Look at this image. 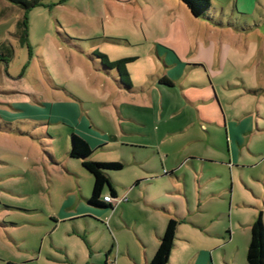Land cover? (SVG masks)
I'll use <instances>...</instances> for the list:
<instances>
[{"label":"rangeland","instance_id":"obj_1","mask_svg":"<svg viewBox=\"0 0 264 264\" xmlns=\"http://www.w3.org/2000/svg\"><path fill=\"white\" fill-rule=\"evenodd\" d=\"M30 1L0 0V49L12 50L0 61V115L14 121L0 132V264H143L158 244L154 229L175 219L148 203L177 200V235L187 241L174 240L171 264H199L202 249L210 264H246L249 225L235 221L222 237L229 224L202 212L212 204L196 188L198 177L220 173L233 199L251 201L235 210L254 214L253 196L264 194V0H209L212 22L172 0ZM94 51L110 62L136 56L125 66L137 90L118 88ZM71 132L95 159L121 163L112 208L99 218L84 212L98 208L86 202L90 175L66 154ZM225 144L227 154L217 147ZM159 172L162 180L142 182ZM209 182L203 191L219 186Z\"/></svg>","mask_w":264,"mask_h":264},{"label":"trees","instance_id":"obj_2","mask_svg":"<svg viewBox=\"0 0 264 264\" xmlns=\"http://www.w3.org/2000/svg\"><path fill=\"white\" fill-rule=\"evenodd\" d=\"M8 3L13 5H18L23 9L29 8L34 1L30 0H7ZM179 3L183 4L184 7L188 10L189 14L194 18H200L204 21H214L211 14L208 12L209 9V0H176ZM220 21L218 22V24ZM222 25V23H220ZM24 27V26H23ZM2 49V47H1ZM0 49V61H7V57L12 53L10 47ZM93 56L99 61V69L104 70H115L117 79V87L125 90H131V82L129 79L128 72L126 70V64L131 62L134 57H121L114 61H108L106 55L94 51ZM94 70H98L97 67H94ZM106 73V72H105ZM160 83L165 85H170V82L165 78H159ZM0 131L9 132L14 131V128L11 127L8 123L4 125L0 124ZM20 132L19 130H15ZM91 149L87 143L78 135L74 133H69L68 141V150L67 156L74 160H77L81 167L90 175L91 177V190L90 194L86 199L88 205L92 207L102 208V209H111L112 202L104 201L102 196V189L104 186L108 189V195L111 199H115L114 191L109 183L107 178L108 171H116L121 168V163L117 161H96L90 158ZM176 219H168L162 234L159 236L158 244L155 248V251L151 259L147 264H166L168 262V257L170 249L173 246V241L175 237L176 226L178 225ZM245 262L246 264H264V226L262 222L261 212L258 211L255 215L252 223L249 227V242L247 244L245 252ZM21 264V263H18Z\"/></svg>","mask_w":264,"mask_h":264},{"label":"crops","instance_id":"obj_3","mask_svg":"<svg viewBox=\"0 0 264 264\" xmlns=\"http://www.w3.org/2000/svg\"><path fill=\"white\" fill-rule=\"evenodd\" d=\"M176 3V5L179 6V3L178 1L176 0H172ZM131 57V56H130ZM134 57V59L131 61L133 62L135 59H136V56H132ZM175 59V58H174ZM130 63V62H129ZM126 70H127V66H126ZM128 72V70H127ZM129 73V72H128ZM156 78H157V75H154ZM162 77H165L164 75ZM166 78V77H165ZM167 79V78H166ZM131 82V81H130ZM160 85H164V86H170V85H165V84H160ZM131 90L135 91L137 90V88H132ZM124 91V90H123ZM212 116H221V113L218 112L216 113L215 115L213 114ZM198 117H200L199 113H198ZM16 121V119H15ZM8 123L10 124L11 122H14L13 120H4V118L0 115V124L1 123ZM1 133H4L3 131H0ZM12 131H9V134L11 133ZM21 132V131H20ZM19 132V133H20ZM6 134V133H4ZM235 137H238L237 135ZM137 148V145H131L130 148ZM139 148L141 146H138ZM219 149H221L224 153H228V146L227 144H225L224 146H217ZM90 148V147H89ZM68 150V149H67ZM96 150L94 149L93 151H91V155H90V158L92 160H96V161H106V160H103V159H95L93 156H94V152ZM155 152V151H154ZM66 154H67V151H66ZM133 159V162L138 164L140 162V160H138L137 158H135L134 156L132 157ZM194 160L196 159H192V158H188V162L194 166L195 165V162ZM200 163H204L205 165H208L206 167H209V164L213 163V161H208V160H203V159H197ZM110 161V160H108ZM124 163H126V160H122ZM236 168H239L241 166H235ZM157 169L160 170V172L165 169L164 167H162V163L161 161L158 162V166H157ZM204 169V167L202 168ZM120 170V169H119ZM166 170V169H165ZM118 171V170H116ZM114 171H108L107 172V178L109 180V183L114 191V196L116 197V191L113 187V185L115 184H118V181L114 179V177L111 175V173H113ZM158 173L157 176H153V177H149L150 179L147 180V181H142V182H147V183H151V182H156L158 180H162L164 177V175H161V173ZM222 175L220 173H215L214 175H210L209 177H207L205 180L201 179L200 177L197 178V188H196V191H197V197L199 199V201H207L208 203H211V208L210 207H206L204 210H202V212H208V211H211L212 214H214V216L218 215L219 218L223 217L226 219L227 223L226 224H229L228 226H225V231L221 234L222 237L226 238L227 240L229 239V237L231 236V232L232 230H234V222L236 221L238 224H241V225H249L250 227V224L252 223L255 215L257 214L258 211L261 212V216H262V222H263V226H264V194L263 195H255L253 196L255 198V200L258 201H253V205H252V208H255L256 209V212L254 214V212H247V211H240V210H235L237 208H239L240 206H248V203L251 202L250 200H248L247 202L246 201H242L240 203V201H237L235 199H233V196L231 195V189H230V182L229 184L226 182V184H222V180L219 179V176ZM136 176V175H135ZM184 177L181 176V178H179L181 181H182V190H181V194L184 198V201H185V205L186 207H188L190 204H191V199L193 197V190L188 182V180L185 179V176L188 177L187 173L185 172L183 174ZM132 180V187H138L140 186V179L134 177L131 179ZM210 181V182H209ZM205 182H209V184H214V185H219L217 187H213L211 190H207V191H203L202 190V185L205 183ZM106 187V186H104ZM90 194V193H89ZM105 194H108V189H107V192L104 191L102 189V194L101 195H105ZM179 194V193H178ZM211 200L215 201V202H211ZM177 203H157V202H154V201H151L149 204V206H151L152 208L154 209H171V211L169 212L170 214H173L175 219L179 220L178 222V225L180 223V220L182 219V213L179 211V207L182 208V202H180L179 200L176 201ZM172 207H170V205ZM97 208V207H96ZM108 210H111V209H108ZM106 209L105 210H102V208H98V209H93V210H90V211H84V212H89V214H92L94 216H96L97 218L100 217V215H102L103 213H105ZM170 219V218H169ZM210 220V218H209ZM99 227H102L104 228V230H106V224H98ZM178 225L176 226V231H175V237H174V240L177 238V240H185L187 241V238L186 237H180L177 235L178 233ZM240 225V226H241ZM192 226L198 230H202V228L204 227L203 224L201 223H195V224H192ZM165 227V226H164ZM164 230V228H163ZM163 232V231H162ZM162 232L160 233L159 231H157L156 229H154V234L156 236L157 239H159V236L162 234ZM244 233V236L246 235V232L245 230L243 231ZM216 235H219L218 233H215ZM177 235V237H176ZM137 239L140 240V242L142 243L143 246H145V242L143 241V238L142 236L140 235H136ZM245 238V237H244ZM176 240V241H177ZM208 240V239H207ZM210 241V240H209ZM249 242V234L246 235V240L244 242L245 246H244V249L242 251V254L244 255V259H245V252H246V248H247V244ZM110 245H111V242H110ZM177 244L175 243V241H173V246L172 248L176 247ZM156 248V247H155ZM171 248V249H172ZM170 249V253H169V257H168V263L171 264V255H172V251ZM155 251V250H154ZM207 250L206 249H202L200 254H201V261L199 264H210L209 260L206 261V256H207ZM144 256V254H143ZM131 259L132 257L129 256ZM150 259H145L143 261V264H147V262L149 261ZM104 263H106V259L104 258ZM103 263V264H104ZM246 263V262H245ZM190 264H193V262H190ZM198 264V263H197Z\"/></svg>","mask_w":264,"mask_h":264},{"label":"built area","instance_id":"obj_4","mask_svg":"<svg viewBox=\"0 0 264 264\" xmlns=\"http://www.w3.org/2000/svg\"><path fill=\"white\" fill-rule=\"evenodd\" d=\"M102 198H103V200L104 201H113L114 199H111L108 195H104V196H102Z\"/></svg>","mask_w":264,"mask_h":264}]
</instances>
